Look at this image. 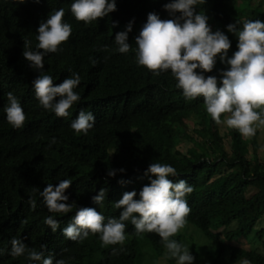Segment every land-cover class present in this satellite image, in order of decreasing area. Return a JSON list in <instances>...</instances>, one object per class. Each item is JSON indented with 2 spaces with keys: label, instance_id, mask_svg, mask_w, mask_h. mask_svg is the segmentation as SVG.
Here are the masks:
<instances>
[{
  "label": "trees",
  "instance_id": "16d2710c",
  "mask_svg": "<svg viewBox=\"0 0 264 264\" xmlns=\"http://www.w3.org/2000/svg\"><path fill=\"white\" fill-rule=\"evenodd\" d=\"M71 2L0 0V249H10V240L16 237L37 250L46 245L45 256L51 255L54 261L63 258L66 264H139L145 242L157 259L175 264L163 258L166 250L157 234H137L130 221L125 222L127 238L122 246H102L97 234L71 241L61 229L75 215V208L61 216L49 213L38 194L34 210L26 202L33 188L42 191L47 183L55 186L59 180L70 178L72 184L65 192L68 202H75L77 210L91 207L100 211L107 222L121 211L113 203L126 191L139 193L149 183L144 176L149 164L161 162L177 170L178 176L169 179H184L193 186L186 197L191 209L187 223L175 239L192 253L196 251V239L208 243L209 264H239L243 259L264 264L260 248L244 249L232 243L250 236L264 215V164L258 158L257 135L245 139L230 129L226 151L219 141L218 124L207 113L202 97L186 101L170 70L156 75L135 62V37L147 14L156 12L161 19H169L163 8L169 0H116L114 12L87 24L72 16ZM250 3L206 0L195 6L208 17L213 31L220 29L229 36V56L236 50L237 38L227 33L226 25L245 17L264 21L262 6ZM61 7L72 33L60 51L44 58V70L54 77V84L72 72L79 73L81 83L76 91L81 99L69 109L68 117H57L39 105L32 89L38 73L29 68L22 55L24 40H31L34 46L39 24ZM133 20L128 34L130 51L116 52L115 34ZM113 22H118L115 27ZM225 67L217 60L212 72L205 75H217ZM9 91L23 107V128L15 129L5 119L3 108ZM81 108L94 113L95 123L87 134L78 135L69 125ZM185 120L199 139L188 134ZM184 140L192 142L196 151L178 150ZM121 168L125 172H119ZM110 169L117 170L115 177H108ZM256 182L261 184L260 190L249 201L247 190ZM101 188L106 189V197L98 206L92 197ZM48 215H55L60 222L55 233L44 224ZM263 237L264 229L256 233L257 241H263ZM121 247L123 251L113 253V248ZM0 264L29 262L24 256L13 258L5 253L0 255Z\"/></svg>",
  "mask_w": 264,
  "mask_h": 264
},
{
  "label": "clouds",
  "instance_id": "9594fccd",
  "mask_svg": "<svg viewBox=\"0 0 264 264\" xmlns=\"http://www.w3.org/2000/svg\"><path fill=\"white\" fill-rule=\"evenodd\" d=\"M205 2L169 0L163 5L169 19H161L156 12H149L135 37V62L156 75L170 70L176 88L182 90L186 101L202 97L207 113L216 124L235 129L244 138L253 137L258 129L264 128V21L244 19L227 24V33L237 38L236 50L229 56L232 46L229 36L220 29L213 31L208 17L195 7ZM115 10L116 0H72L70 5L72 16L85 24ZM64 11L62 7L51 11L36 29L35 45L25 39L22 52L29 68L38 73L32 82L35 98L43 109L57 117H68L69 109L81 99L76 91L81 83L79 73L72 72L61 83L54 84V77L44 70V58L60 51L61 44L72 33V25L63 20ZM117 23L113 22V27ZM133 24L134 20L129 21L125 30L115 34L116 52L125 54L130 51L132 45L128 42V34ZM217 60L226 67L218 70L217 75H205L212 72ZM92 63L97 61L92 60ZM6 98L3 108L6 121L15 129L23 128L26 116L20 100L12 91L6 93ZM94 123V113L81 108L69 127L78 135L87 134ZM51 143L55 144L56 139L52 138ZM118 171L123 173L125 169ZM116 174L115 169L107 172L108 177ZM144 176L149 183L139 193L136 190L124 192L113 203L115 208L121 209L119 216L108 218L107 222L100 211L91 207L77 210L75 202H68L65 192L72 184L70 178L59 180L55 186L47 183L42 191L33 188L26 202L34 210L38 194L49 213L61 216L75 208V215L61 229L62 235L71 241H82L90 234H97L102 246H122L127 238L125 222L130 221L137 234L155 233L159 236L166 250L164 259H172L175 264H194L195 257L190 248L174 238L187 223L186 217L191 209L186 197L192 193L193 186L184 179L176 182L169 179L178 173L167 163H150ZM118 182L124 183L123 180ZM105 197L106 189L101 188L92 200L102 206ZM44 224L53 233L60 228L55 215L46 216ZM10 245V249H0V255L24 256L29 264H66L63 258L54 261L51 255L45 256L43 249L46 245L37 250L16 237L10 240ZM112 251L116 254L123 248H113ZM241 264L251 262L243 259Z\"/></svg>",
  "mask_w": 264,
  "mask_h": 264
},
{
  "label": "rangeland",
  "instance_id": "374dc122",
  "mask_svg": "<svg viewBox=\"0 0 264 264\" xmlns=\"http://www.w3.org/2000/svg\"><path fill=\"white\" fill-rule=\"evenodd\" d=\"M239 2H237V3H239ZM250 4H251V6L261 5L262 8L264 9L263 0H251ZM244 19H249V18L245 17ZM185 123H187L189 125L188 134H190V136H193L194 140L199 139L196 136L195 132L193 131L192 125L190 123H188L186 120H185ZM229 130H230V128H227L224 125L218 124L217 133H218L219 141L224 145L226 151H229V147H230L229 146V138L227 137V133ZM256 135H257L258 144L260 145V149L257 151L258 158H259L260 162L264 164V150H262V148H264V128L258 129ZM250 138H252V137H248L245 139H250ZM177 149L180 150L182 153H192V152L196 151L192 142H188L187 140L182 141L179 144V146L177 147ZM249 150H250V153L248 155V158L251 160V159H253L251 147L249 148ZM260 187H261V184L259 182L252 183L249 186V188L247 190V194H246V197L249 201L260 190ZM262 229H264V215H263L261 221L255 227L254 232L250 236H248L246 238L240 237L232 243H234L235 245H238L244 249H250V248H252V246H255L256 248H260V250H262V252L264 253V246H263L264 245V242H263L264 237H263V241H257V238H256V233H258ZM189 232L191 233V231H189ZM193 236L196 237L195 235H193ZM196 242L198 244L196 246L195 253H192L190 251L191 254L195 257L194 264H209L211 258H210V256H208V251H210L211 246L206 242L205 243L203 241L199 242L198 239H196ZM262 242H263V245H262ZM141 253L142 254L140 256L139 264H168L165 260L157 259L156 256L154 255L152 249L150 248V246L148 244H146L145 242L143 244ZM239 264H241V263H239Z\"/></svg>",
  "mask_w": 264,
  "mask_h": 264
}]
</instances>
